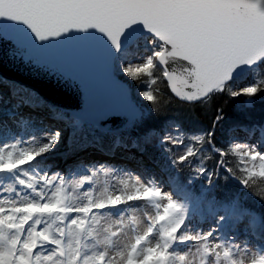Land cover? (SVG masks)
Wrapping results in <instances>:
<instances>
[{"label":"snow or ice","instance_id":"1","mask_svg":"<svg viewBox=\"0 0 264 264\" xmlns=\"http://www.w3.org/2000/svg\"><path fill=\"white\" fill-rule=\"evenodd\" d=\"M0 22V32L16 30L33 48L101 37L112 73L124 86L125 78L145 85L138 95L148 108L131 102L128 112L110 113L93 126L111 133L115 146L123 133L139 132L131 147L142 153L158 147L170 168L189 172L186 182L170 174L164 184L101 163L66 179L40 171L61 143L60 129L0 143V264H264V247L241 243L231 231L243 224L264 240V217L245 208L239 195L221 200L214 191L223 173L264 200V188L256 191L264 185V122L234 125L221 145L216 129L225 115L212 107L228 97L252 112L264 100V0H0ZM14 45L25 62L44 68L23 41ZM48 72L79 85L68 74ZM161 81L180 106L212 110L209 127L189 134L174 124L157 136L149 122L161 112L155 87ZM17 91L28 93L24 104L44 105L35 93ZM48 108L73 135L87 124L82 108L67 114ZM101 173L111 186L105 180L96 187ZM197 180L200 191L192 188ZM133 205L147 210L137 214ZM201 209L213 220L207 230L191 223Z\"/></svg>","mask_w":264,"mask_h":264},{"label":"water","instance_id":"2","mask_svg":"<svg viewBox=\"0 0 264 264\" xmlns=\"http://www.w3.org/2000/svg\"><path fill=\"white\" fill-rule=\"evenodd\" d=\"M17 40L24 42L26 54L40 61L43 69L25 62L15 52ZM105 48L103 39L95 36H72L43 48H33L24 34L6 29L0 32V76L34 90L46 103L68 113L82 108L79 116L94 125L110 113L128 112L131 102L136 103L128 85H122L112 73ZM50 70L68 74L79 85L49 73Z\"/></svg>","mask_w":264,"mask_h":264},{"label":"bare ground","instance_id":"3","mask_svg":"<svg viewBox=\"0 0 264 264\" xmlns=\"http://www.w3.org/2000/svg\"><path fill=\"white\" fill-rule=\"evenodd\" d=\"M32 91L35 92L34 90ZM14 92L16 93L15 95H13ZM27 96L28 93L17 91V89L10 82L4 84L0 83V103H3L2 105H0V123L4 125L3 128H0V143L7 142L5 138L9 136L5 135L6 133L9 134V132L11 133L17 130L21 131L20 136L18 135V138L21 137V140L25 141V137H23V133L25 132H27V134L30 133L32 135L36 134L37 138H39L41 133L51 132L55 129H60L63 132L61 143L55 148L54 151L48 153V155L43 159L42 164L40 166L41 172L43 169L50 168V173L60 172L67 179L69 175L68 172L80 168L86 169L85 164H87V162L91 165H94V167H97L101 163H104L106 166L112 168H115L116 166L121 167L122 169H124V172L137 174L141 178L143 176H146V172L150 171V169H146L144 171L142 166L144 161H147L150 156L145 152L142 153L138 151V149H135L133 147L131 148L132 137L126 138L125 136H121L122 144L120 146H115V137H112L110 135H104L103 137L94 139L91 136H88L87 134L81 132L80 129L75 131V134L73 135L72 130L67 128L63 121L56 120L53 116V113L49 109L43 106L33 108L29 105L24 104L23 99L27 98ZM9 101L13 102L15 105L19 104L20 108L10 110V103H7ZM10 113H15V116L10 117ZM21 118H27L29 120V123L27 125L23 124L21 122ZM32 123L36 124L37 127L34 126L33 128L31 125ZM252 123L261 122L249 121L244 123H234L232 124V128L236 124ZM241 136L244 137V134L242 133ZM9 138L10 140H13V138ZM62 145L64 146V150L56 151V149L58 147L61 148ZM125 145H127V147H125ZM22 146L26 145L22 143ZM137 156H141V158H136ZM146 163L153 165L152 162ZM140 165L142 166L141 169ZM154 167L156 169L155 172L160 171V168L157 165ZM30 170L31 169H29V171ZM201 184L202 182H197V184L192 185V188L196 191H200ZM218 185H220V182L217 184V186ZM216 189L217 187L215 186V192H217ZM241 190V187H236L237 192H240ZM216 197L222 200L220 194ZM252 205H257L255 200H251L250 203H247V207H249L250 211L252 210L251 212H253L254 210V208H252ZM132 207L137 209V214L144 210H147L144 205H133ZM128 215H131V213H128ZM260 216L263 217V215L261 214ZM203 223L205 225L209 224L210 222L209 220H205L202 222V224ZM248 230L249 233H251V235L253 236V240H261L258 235L252 234V230ZM231 231L234 232L235 230L231 229ZM243 232L244 234H246L245 231ZM244 234L242 235L244 236ZM235 235L237 236L241 234L235 233ZM262 241L264 242V240Z\"/></svg>","mask_w":264,"mask_h":264},{"label":"trees","instance_id":"4","mask_svg":"<svg viewBox=\"0 0 264 264\" xmlns=\"http://www.w3.org/2000/svg\"><path fill=\"white\" fill-rule=\"evenodd\" d=\"M133 84L136 86L135 82H133ZM155 87L159 89L161 112L159 115L152 114L149 127L155 129L157 135H162L168 130H171L172 125L174 124L180 125L189 134L209 127L213 116L212 110H205L202 108L190 109L188 107L180 106L174 99H170L171 93L166 87V82L161 81ZM217 105L223 109L225 115V120L222 125L216 129L217 140L221 145L227 143L228 138L230 137L232 124L249 121H264V100L258 101L257 106L252 112L242 111V101L231 100L228 97L217 98L213 101L212 107L215 108ZM141 107H144L145 110H147V102L143 101ZM145 130H147V128H145ZM134 134L138 136L140 133L136 132ZM180 173L187 178L189 177V172L187 170ZM223 175L224 174L221 173V179L217 182V184L220 182V185L217 186L216 184V190L221 194V197L223 193L222 200L230 199L239 195L241 201L244 203L243 205L248 209L249 207H247V203H250L251 200H255L257 205H252V208L264 217V200H261L259 196L252 195L251 192L242 188L240 192H237L236 187L241 186L235 180L229 179L225 181ZM185 177H183V179L184 181H187V178ZM261 188H264V185L258 184L256 191L259 192Z\"/></svg>","mask_w":264,"mask_h":264},{"label":"rangeland","instance_id":"5","mask_svg":"<svg viewBox=\"0 0 264 264\" xmlns=\"http://www.w3.org/2000/svg\"><path fill=\"white\" fill-rule=\"evenodd\" d=\"M125 80L128 82V80H127V78H125ZM1 83H6L5 81H3V80H1L0 81ZM12 85L13 86H15L16 84L15 83H12ZM130 87V93H131V96H132V99L135 101V102H138V103H140V102H143L142 101V99L139 97V95H138V92L139 91H141V90H144V88L146 87L145 85H137L136 84V86H134L133 84L131 85V86H129ZM29 92L30 93H35V92H33V91H31V90H29ZM38 97H40L37 93H35ZM1 98V97H0ZM41 98V97H40ZM42 99V98H41ZM1 100V99H0ZM42 101H43V99H42ZM7 103H10V110H15L16 109V105L13 103V102H11V101H9V102H7ZM3 103L1 102L0 103V105H2ZM42 107V106H41ZM43 107H45V108H47V109H49L48 108V105H46L45 103H44V105H43ZM20 108V107H19ZM32 125V127L34 128V126L35 127H37L36 126V124H31ZM91 126H93V125H91V124H85L82 128H80V130H81V132H83L84 134H87L88 136H91L92 138H94V137H99L100 135L99 134H97L95 131H93V130H91L90 128H91ZM93 127H95V126H93ZM31 130H33V129H31ZM168 131H170V130H168ZM167 131V132H168ZM20 130H17V131H15V132H9V134L8 133H4L5 135H7V136H9V137H11V138H13V139H16V138H18V135L20 136ZM91 132V133H90ZM231 133H232V135L234 134L232 131H231ZM231 133H230V137H231ZM241 132H236L235 133V136H236V138L237 139H244V137L243 136H241ZM4 136V135H3ZM31 136H33L32 134H30V133H28L27 134V132H25V133H23V137H25V141H27ZM35 136H37L36 134H35ZM110 136H112V137H114L113 135H110ZM123 136H125L126 138H128V137H134L135 135H129L128 133H123L122 134V137ZM157 136H159V135H157ZM9 137H7V138H5V140H7V142L8 141H11L10 140V138ZM103 137V136H102ZM20 139H22L21 137H19ZM156 138L157 137H154V139H153V142L155 143V140H156ZM132 139V138H131ZM132 148V147H131ZM136 149V148H135ZM59 150H64V146L62 145L61 146V148L60 147H58L57 149H56V151H59ZM139 151V150H138ZM145 153L146 154H148L149 156H150V158L149 159H147V161H144V163L142 164V166H143V168H146V169H150V171L149 172H146V176L143 178L144 180H147L149 177H151V176H154L156 179H157V181H159V182H162V183H164V184H167V178H168V176L171 174V175H179V177H180V180L182 181L183 180V177H185V176H183V174H181L180 172H177V170L176 169H172V168H170V166L168 165V159H167V156L164 154V152L162 151V150H160L158 147H148L147 148V151H145ZM48 155V154H47ZM46 155V156H47ZM140 158H141V156H139ZM138 156L136 157V158H139ZM151 160V161H150ZM142 162V161H141ZM146 162H152L153 163V165L154 166H158L159 168H160V171L159 172H155L156 171V169H155V167L153 166V165H151V164H148V163H146ZM86 165V169H75L74 171H71V172H68V177H67V179H72V178H78V177H80V176H83V175H87V174H89V172H88V169L89 168H92V167H94V165H91L90 163H88L87 162V164H85ZM114 166V165H113ZM116 166V165H115ZM142 166L140 165V169L142 168ZM148 166V167H147ZM139 167V166H138ZM115 169H117V170H119L121 173H123L124 172V169H122L121 167H115ZM50 171V168H46V169H43L42 170V172L43 171ZM31 171V170H30ZM142 176V175H141ZM185 178H187V177H185ZM188 179V178H187ZM186 179V180H187ZM98 180H99V183L96 185V187L99 189V188H101V187H103V184H104V181L105 180H108L109 181V186H111V183H113V181L111 180V178H108V177H104L103 176V174L101 173L100 174V176L98 177ZM197 182H202L201 180H197L194 184H197ZM89 187H92V185H85V188H89ZM83 190V189H82ZM167 190V189H166ZM69 191H71V189H69ZM220 193H218V192H215V196H217V195H219ZM221 195V194H220ZM225 195V194H224ZM222 197H223V193H222ZM242 202V201H241ZM248 209V208H247ZM250 210V209H249ZM252 211V210H251ZM253 212L255 213V214H258L259 216H260V213L259 212H257L256 210H253ZM197 213H199V212H197ZM201 219V220H200ZM205 220H209V224H205L204 225V223L202 224V222L203 221H205ZM191 223H192V226L194 227V228H199V229H201V230H207L208 229V227L210 226V225H212V223H213V220H212V217L206 212V211H203V212H200L199 213V215L198 214H196L195 216H194V218L192 219V221H191ZM202 225H204V226H202ZM200 226H202V227H200ZM229 228L226 226L225 227V229L223 230V233H222V235H225L226 236V234L229 232V230H228ZM235 231V233L237 234H241V235H237L236 236V238H237V240L239 241V242H241V243H243V242H245V240L250 244V245H252V246H254L255 248H256V250H259L261 247H264V242L261 240H259V239H255V240H253L252 238H253V236L251 235V233H249V230L248 229H246L245 228V226L242 224V225H240V227H239V229L237 230V229H234ZM251 230V229H250ZM243 231H245L246 232V234H244V232ZM242 234H244V236L242 235ZM251 240H250V239Z\"/></svg>","mask_w":264,"mask_h":264}]
</instances>
